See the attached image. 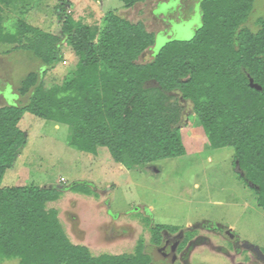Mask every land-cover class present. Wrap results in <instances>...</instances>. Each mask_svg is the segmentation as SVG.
I'll use <instances>...</instances> for the list:
<instances>
[{"label": "trees", "instance_id": "1", "mask_svg": "<svg viewBox=\"0 0 264 264\" xmlns=\"http://www.w3.org/2000/svg\"><path fill=\"white\" fill-rule=\"evenodd\" d=\"M120 1L129 9L147 0ZM27 2L0 0V45L30 53L43 68L21 81L19 94L29 95L28 102L0 107V263H153L142 240L132 254L100 256L72 243L59 211L48 207L63 195L60 190L2 186L27 144L19 127L25 113L69 126L70 146L80 152L96 155L106 148L114 162L142 171L186 155L181 131L184 103L190 102L210 147L233 148L238 177L264 210V17L255 28L248 24L257 0H201L202 21L194 36L168 41L144 64L138 61L155 46L156 34L143 22L109 11L94 27L66 16L60 34L21 18L8 25V14ZM62 45L74 52L75 70L61 87L47 88L44 75L63 61ZM250 78L261 91L250 86ZM72 190L97 196L88 186ZM179 230L154 225L150 243L163 246V232ZM190 239L187 233L179 252Z\"/></svg>", "mask_w": 264, "mask_h": 264}, {"label": "rangeland", "instance_id": "2", "mask_svg": "<svg viewBox=\"0 0 264 264\" xmlns=\"http://www.w3.org/2000/svg\"><path fill=\"white\" fill-rule=\"evenodd\" d=\"M27 1L19 12L8 14V25L21 18L60 34L66 16L94 27L109 11L132 23L143 22L156 34V44L140 57L142 64L151 62L168 41L190 40L202 21L201 0H147L129 9L120 0ZM57 7L63 10L57 12ZM259 17H264V0H257L251 28ZM61 51L63 61L44 75L47 88L61 87L75 70L72 49L62 45ZM41 68L30 53L0 45V107L28 102L29 95L19 94L21 81ZM184 108L186 155L142 171L114 162L106 148L96 155L80 152L70 146L69 126L25 113L19 127L27 134V144L6 171L2 186H63V195L48 207L59 211L72 243L88 247L94 256L132 254L142 240L152 264H166L161 260L163 246L150 243L151 228L165 225L180 230L164 231V242L180 243L191 234L182 251H175L173 264H264V210L238 177L233 148L212 149L198 128L192 104L185 102ZM74 184L88 186L97 196L74 192Z\"/></svg>", "mask_w": 264, "mask_h": 264}, {"label": "water", "instance_id": "3", "mask_svg": "<svg viewBox=\"0 0 264 264\" xmlns=\"http://www.w3.org/2000/svg\"><path fill=\"white\" fill-rule=\"evenodd\" d=\"M250 86H251L252 88L258 90V91H261V90H262L261 86H259L258 84H256L252 78H250ZM74 185H76V184H74ZM56 189L62 191V190H64V187L61 186V185H58V186L56 187ZM228 236H229V238H232V237H233V235L230 234V233H229ZM176 247H177V246H174V247L171 249V252H170L169 254H167V255H163L162 258H161V260H163V261H167L169 264H173V263L175 262L176 258H177V257H176V254H175Z\"/></svg>", "mask_w": 264, "mask_h": 264}, {"label": "flooded vegetation", "instance_id": "4", "mask_svg": "<svg viewBox=\"0 0 264 264\" xmlns=\"http://www.w3.org/2000/svg\"><path fill=\"white\" fill-rule=\"evenodd\" d=\"M215 229V228H214ZM215 230H219V231H222L220 229H215ZM227 236L229 235V233L226 234ZM229 237V236H228ZM182 242V241H181ZM180 242V243H181ZM179 242H174L172 244H170L168 241H165L164 244H163V255H167L171 252V249L174 247V246H178L176 248V252H179V246H180V243L178 244ZM178 244V245H177ZM163 261V260H162ZM163 263H166V264H169L167 261H163Z\"/></svg>", "mask_w": 264, "mask_h": 264}]
</instances>
